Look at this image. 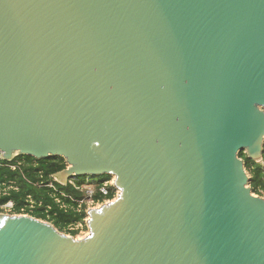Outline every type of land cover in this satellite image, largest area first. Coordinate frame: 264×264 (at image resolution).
<instances>
[{"label": "water", "instance_id": "obj_1", "mask_svg": "<svg viewBox=\"0 0 264 264\" xmlns=\"http://www.w3.org/2000/svg\"><path fill=\"white\" fill-rule=\"evenodd\" d=\"M264 0H0V158L113 177L77 239L0 213V264H264Z\"/></svg>", "mask_w": 264, "mask_h": 264}, {"label": "trees", "instance_id": "obj_2", "mask_svg": "<svg viewBox=\"0 0 264 264\" xmlns=\"http://www.w3.org/2000/svg\"><path fill=\"white\" fill-rule=\"evenodd\" d=\"M238 155L243 159L245 169L249 171V186L252 192L264 196V141L261 162L249 159L243 150H240ZM65 167L66 163L60 156L42 159L18 156L11 161H5L0 158V181L10 186L5 194H0V205L11 200L14 202V212L18 213L23 206L25 196L31 195L35 200H42V206H36L31 210L30 215L39 219H47L59 231L63 232L67 224L82 220L84 217V212H76L72 207L66 210L60 208L52 198L56 190L63 191L75 198L81 197L80 192L69 185H63L59 182H54L56 190L45 186L51 180L52 174ZM108 178L110 176L102 175L96 179L98 182L95 194L96 199H102L103 197L111 199L113 197L112 186L107 188L108 191L105 195H102L98 190L103 180ZM67 203H69L68 200ZM70 203L72 204L71 201ZM45 205L51 206L48 212L44 210Z\"/></svg>", "mask_w": 264, "mask_h": 264}, {"label": "built area", "instance_id": "obj_3", "mask_svg": "<svg viewBox=\"0 0 264 264\" xmlns=\"http://www.w3.org/2000/svg\"><path fill=\"white\" fill-rule=\"evenodd\" d=\"M34 162V161H33ZM13 167V166H11ZM67 167V164H66ZM91 177L84 176V177H76L72 175L69 177L65 183H61L63 185H69L73 189L77 190L81 193L80 198H75L74 196L70 194H66L63 191L56 190L54 186V182H58L57 178L55 177V174L51 175V180L48 181L45 186H48L50 188H54L56 190L52 198L54 202L62 209L66 210L69 207H72L76 212H84V217L82 220L79 221H73L67 224L66 229L62 232L68 236H72L74 238L80 239L86 236L88 233H84V230L88 228L87 226V220H88V211L92 208H97L100 205L107 203L108 201L112 200L116 197L118 191L113 185V177H110L108 179L103 180L102 185L98 188V190L101 192L102 195L107 194L108 187H113V197L106 198L103 197L102 199L95 198V194L97 192V185L98 182H88L86 179ZM93 179V178H92ZM10 186L6 185L4 182L0 181V194H5L7 188ZM67 200L69 203H67ZM72 202V204L70 203ZM36 206H42V200H35L31 195H26L24 198L23 206L20 208V211L18 213L14 212V202L11 200H8L4 204L0 205V213L9 214L14 213L18 215H28L30 214L31 210H33ZM50 205H45L44 210L45 212H48L50 210ZM31 216V215H29ZM39 219V218H38ZM43 221L49 222L47 219H41ZM52 224V223H51ZM83 235V236H82ZM82 236V237H81Z\"/></svg>", "mask_w": 264, "mask_h": 264}, {"label": "rangeland", "instance_id": "obj_4", "mask_svg": "<svg viewBox=\"0 0 264 264\" xmlns=\"http://www.w3.org/2000/svg\"><path fill=\"white\" fill-rule=\"evenodd\" d=\"M259 162H261V161H259ZM246 173H247V175L250 177V174H249V171H247L246 170ZM88 182H90V183H92V182H96L97 180L96 179H90V178H88V179H86ZM257 195H259V194H257ZM259 196H261V197H263L264 198V196H262V195H259ZM8 215H14V213H9ZM28 215H30V214H28ZM88 233V228H86L85 230H84V233ZM83 236V235H82ZM81 236V237H82Z\"/></svg>", "mask_w": 264, "mask_h": 264}]
</instances>
